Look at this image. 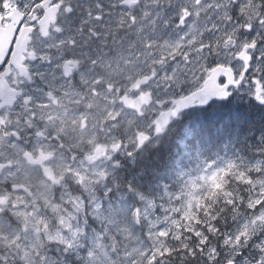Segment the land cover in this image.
I'll return each mask as SVG.
<instances>
[{"label":"snow or ice","instance_id":"obj_1","mask_svg":"<svg viewBox=\"0 0 264 264\" xmlns=\"http://www.w3.org/2000/svg\"><path fill=\"white\" fill-rule=\"evenodd\" d=\"M0 264H264V0H0Z\"/></svg>","mask_w":264,"mask_h":264}]
</instances>
